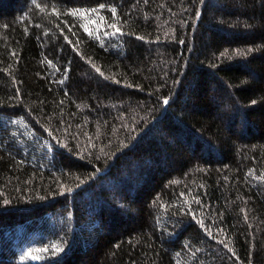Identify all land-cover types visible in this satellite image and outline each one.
Returning a JSON list of instances; mask_svg holds the SVG:
<instances>
[{"label":"trees","instance_id":"1","mask_svg":"<svg viewBox=\"0 0 264 264\" xmlns=\"http://www.w3.org/2000/svg\"><path fill=\"white\" fill-rule=\"evenodd\" d=\"M0 264H264V0H0Z\"/></svg>","mask_w":264,"mask_h":264},{"label":"snow or ice","instance_id":"2","mask_svg":"<svg viewBox=\"0 0 264 264\" xmlns=\"http://www.w3.org/2000/svg\"><path fill=\"white\" fill-rule=\"evenodd\" d=\"M36 7L39 8L40 5L37 4ZM100 7H101V8H104L105 5L101 4ZM55 11H56V9L53 8V12H55ZM77 11H79V10H77V9H72V10H70V13H71L72 15H76ZM91 11H92V12H95L96 10H95V9H92ZM110 12L112 13L113 16H115V15H116V12H117V9H116L115 7H112V8H110ZM110 27H112V28L114 29V32L112 33L113 35H114L115 33H120V32H121V30H120L115 24L110 25ZM84 30H85L86 32H88L89 35L92 34V33L89 31V29H88L87 26L84 27ZM104 34H105V35H108L109 33L105 32ZM121 34H122V33H121ZM139 38H140V39H144V37H139ZM224 55H227V53H224ZM93 67L95 68V65H93ZM96 71H97V72H100V69H99V68H96ZM101 75H103V73H101ZM164 103L167 104L168 101L165 100ZM67 191L70 192L71 189L69 188V189H67ZM4 203L7 204L8 201L5 200ZM221 243H223V242L221 241ZM225 246L227 247V245H225ZM33 251H36V252H38V253H48V252H51V253L54 254V255H58V254L64 253V252H65V249H64V247H62L61 245L56 244V243H53V244L51 245L50 248H49V247H42V248H38V249H35V250H33V249H29L28 252L25 254L26 256L31 257V259H33V260H40L41 257H40L39 255H33ZM22 259H23V257H22Z\"/></svg>","mask_w":264,"mask_h":264},{"label":"rangeland","instance_id":"3","mask_svg":"<svg viewBox=\"0 0 264 264\" xmlns=\"http://www.w3.org/2000/svg\"><path fill=\"white\" fill-rule=\"evenodd\" d=\"M3 121H5L4 119H3ZM17 122H15V124H16ZM17 125V124H16ZM19 127L21 128V129H23V130H25V127H23V126H20L19 125ZM26 134V133H25ZM26 136L28 137V138H30V140H31V142L29 143L30 144V147H31V150H32V152L33 153H37L38 152V150H37V148H40V149H42L44 152H46V151H52V149L50 148V146H51V142L49 141V139H47V140H41V139H39V137L37 136V138H35V136L33 135H28V134H26ZM39 139V140H38ZM48 143V144H45V143ZM49 157L51 158L52 157V155H50L49 154ZM110 186V185H109Z\"/></svg>","mask_w":264,"mask_h":264}]
</instances>
